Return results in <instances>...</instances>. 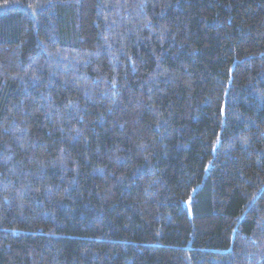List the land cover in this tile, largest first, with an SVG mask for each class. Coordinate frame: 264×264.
Wrapping results in <instances>:
<instances>
[{"label": "trees", "instance_id": "16d2710c", "mask_svg": "<svg viewBox=\"0 0 264 264\" xmlns=\"http://www.w3.org/2000/svg\"><path fill=\"white\" fill-rule=\"evenodd\" d=\"M0 264H264V0H0Z\"/></svg>", "mask_w": 264, "mask_h": 264}]
</instances>
